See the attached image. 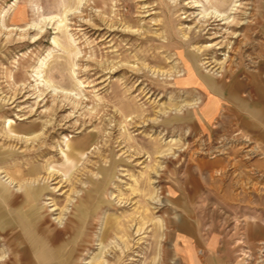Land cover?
I'll list each match as a JSON object with an SVG mask.
<instances>
[{
	"label": "rangeland",
	"instance_id": "374dc122",
	"mask_svg": "<svg viewBox=\"0 0 264 264\" xmlns=\"http://www.w3.org/2000/svg\"><path fill=\"white\" fill-rule=\"evenodd\" d=\"M261 3L0 0V264H185L192 233L264 264L260 143L202 114L264 63Z\"/></svg>",
	"mask_w": 264,
	"mask_h": 264
},
{
	"label": "crops",
	"instance_id": "0c3cea01",
	"mask_svg": "<svg viewBox=\"0 0 264 264\" xmlns=\"http://www.w3.org/2000/svg\"><path fill=\"white\" fill-rule=\"evenodd\" d=\"M258 24L259 31L264 34V0L260 5ZM220 86L223 88L222 91L213 93L210 100L204 104L203 118L208 120L213 117L219 109L220 100L226 97L230 103V120H237L240 125L248 130V133L259 141L262 152L261 159L256 160L254 164L260 166L261 171H264V63L260 69H248V74L245 75L244 79L235 75L228 81V84L223 83ZM215 88L216 91L219 90L217 87ZM243 92H247V94L244 95ZM246 152L248 153V151ZM255 225L257 236L264 237V221ZM187 236L191 243H188ZM184 238L181 250L188 253L185 264H207L204 259L197 255L198 252L210 250L202 236L198 233H192L184 236ZM220 242L222 243L216 245V251H223L224 249L227 251V244L223 240Z\"/></svg>",
	"mask_w": 264,
	"mask_h": 264
},
{
	"label": "bare ground",
	"instance_id": "6f19581e",
	"mask_svg": "<svg viewBox=\"0 0 264 264\" xmlns=\"http://www.w3.org/2000/svg\"><path fill=\"white\" fill-rule=\"evenodd\" d=\"M8 137H10V136H8ZM223 154V153H222ZM263 250H264V247L262 248Z\"/></svg>",
	"mask_w": 264,
	"mask_h": 264
}]
</instances>
